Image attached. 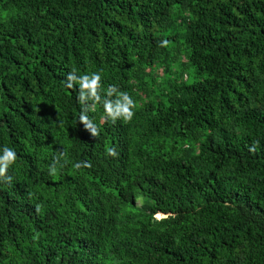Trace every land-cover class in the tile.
Wrapping results in <instances>:
<instances>
[{
  "label": "trees",
  "instance_id": "16d2710c",
  "mask_svg": "<svg viewBox=\"0 0 264 264\" xmlns=\"http://www.w3.org/2000/svg\"><path fill=\"white\" fill-rule=\"evenodd\" d=\"M5 146L0 264H264V0H0Z\"/></svg>",
  "mask_w": 264,
  "mask_h": 264
},
{
  "label": "clouds",
  "instance_id": "9594fccd",
  "mask_svg": "<svg viewBox=\"0 0 264 264\" xmlns=\"http://www.w3.org/2000/svg\"><path fill=\"white\" fill-rule=\"evenodd\" d=\"M168 42L163 41L162 45H166ZM76 84H79V95L78 100L82 106V112L80 115V121L85 125L87 129L91 131L93 137L99 135V130L93 123V121L88 117L87 113L89 110L95 111V105L102 103L106 116L113 123L117 119L123 118L125 122L130 121L134 115L133 108L135 107V101L131 96L126 93L119 91L115 85H109L107 88L108 98L101 101L100 89H101V74L98 72H93L91 74L77 75L75 70L70 72L67 76L66 86L68 88H73ZM115 96V99L112 97ZM86 99H92L93 104L86 106L84 101ZM258 143V142H257ZM254 151V149H252ZM106 155L117 156L118 153L112 147L106 148ZM59 156L65 157L64 152H60ZM17 160V153L13 148L5 146L3 148V155H0V177L6 178L7 181H11L12 177L7 176V169L10 165L15 163ZM68 160L65 158L64 164H67ZM75 168L79 169L83 167H91V163L88 161L77 162L73 165ZM57 172L56 164L50 166V174L55 175ZM39 211V206H37ZM162 214V213H161ZM165 214V213H164ZM158 216V214H157Z\"/></svg>",
  "mask_w": 264,
  "mask_h": 264
},
{
  "label": "water",
  "instance_id": "95a60500",
  "mask_svg": "<svg viewBox=\"0 0 264 264\" xmlns=\"http://www.w3.org/2000/svg\"><path fill=\"white\" fill-rule=\"evenodd\" d=\"M166 216H167V214L162 213V215H158L157 217L161 218V217H166Z\"/></svg>",
  "mask_w": 264,
  "mask_h": 264
},
{
  "label": "rangeland",
  "instance_id": "374dc122",
  "mask_svg": "<svg viewBox=\"0 0 264 264\" xmlns=\"http://www.w3.org/2000/svg\"><path fill=\"white\" fill-rule=\"evenodd\" d=\"M138 204H141V200L138 201ZM162 215V214H161Z\"/></svg>",
  "mask_w": 264,
  "mask_h": 264
},
{
  "label": "bare ground",
  "instance_id": "6f19581e",
  "mask_svg": "<svg viewBox=\"0 0 264 264\" xmlns=\"http://www.w3.org/2000/svg\"><path fill=\"white\" fill-rule=\"evenodd\" d=\"M158 215H161V214H158Z\"/></svg>",
  "mask_w": 264,
  "mask_h": 264
}]
</instances>
